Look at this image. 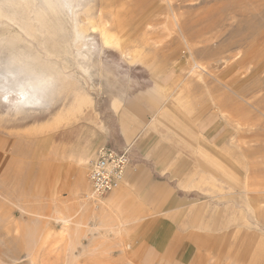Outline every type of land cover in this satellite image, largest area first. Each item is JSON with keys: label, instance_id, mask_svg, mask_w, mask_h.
I'll use <instances>...</instances> for the list:
<instances>
[{"label": "rangeland", "instance_id": "obj_1", "mask_svg": "<svg viewBox=\"0 0 264 264\" xmlns=\"http://www.w3.org/2000/svg\"><path fill=\"white\" fill-rule=\"evenodd\" d=\"M56 1L0 0V81L18 61L53 79L43 106L0 97V264H148L146 210L125 185L94 197L89 182L123 99L139 94L179 120L216 116L258 147L213 174L255 197L256 214L241 204L224 229L238 225L242 264H264V0Z\"/></svg>", "mask_w": 264, "mask_h": 264}, {"label": "crops", "instance_id": "obj_2", "mask_svg": "<svg viewBox=\"0 0 264 264\" xmlns=\"http://www.w3.org/2000/svg\"><path fill=\"white\" fill-rule=\"evenodd\" d=\"M115 121L113 147L131 162L122 185L148 214L141 225L147 263L242 264L239 248L229 247L239 227L227 232L224 222L238 217L241 204L255 215L256 199L245 202L213 173H232L234 162L225 160L258 147L241 148V134L216 116L179 120L165 101L143 94L126 96Z\"/></svg>", "mask_w": 264, "mask_h": 264}, {"label": "bare ground", "instance_id": "obj_3", "mask_svg": "<svg viewBox=\"0 0 264 264\" xmlns=\"http://www.w3.org/2000/svg\"><path fill=\"white\" fill-rule=\"evenodd\" d=\"M15 1V0H14ZM69 2L71 3L73 0H57L56 2L60 3L61 5L64 3ZM77 1V0H75ZM156 1V0H155ZM169 1V0H168ZM171 1V0H170ZM8 2V1H7ZM30 2V0H29ZM34 2V1H33ZM50 3L53 4V2H49L48 5H50ZM79 3V2H78ZM82 3V2H81ZM32 4V3H31ZM43 4V3H42ZM46 4V3H45ZM56 4V3H55ZM14 6H12L11 9H13L14 11V18L16 20H20L22 17L17 13L19 11L22 12V14L26 13L25 12V9L24 7H22L21 4H18V3H14L13 4ZM47 5V6H48ZM54 5V4H53ZM57 5V4H56ZM69 5V4H68ZM67 5V7H68ZM42 6V5H40ZM39 6V8H40ZM58 6V5H57ZM66 6V4H65ZM82 7V6H81ZM38 8V9H39ZM48 8H50L48 6ZM52 8V7H51ZM62 9V8H61ZM67 9V8H66ZM163 9V8H162ZM37 10V9H36ZM71 11V9H69ZM29 11V10H28ZM27 11V12H28ZM39 11V10H37ZM50 11V9H49ZM42 12V9L41 11H39V13ZM53 12V11H52ZM78 13V12H77ZM42 14V13H41ZM63 14V13H62ZM74 14V13H73ZM3 16V15H2ZM23 16V15H22ZM57 16V15H56ZM55 16V17H56ZM40 18V17H39ZM42 18V17H41ZM67 20V19H66ZM65 20V21H66ZM23 22L25 23V20L23 19ZM27 23V22H26ZM33 25V24H32ZM23 28V27H22ZM27 31V30H26ZM22 32V31H21ZM25 33V31L23 32ZM22 34V33H21ZM78 34V33H77ZM80 34V33H79ZM81 38V37H80ZM84 41V40H83ZM86 44V43H85ZM91 49V48H90ZM97 50V49H96ZM101 50V49H100ZM93 52V51H92ZM81 53V52H80ZM84 53V52H83ZM7 56V55H6ZM11 57V56H10ZM15 57V56H14ZM23 58V57H22ZM15 59V58H14ZM85 59V58H84ZM8 60V59H7ZM17 60H19L17 58ZM31 60V59H30ZM6 61V60H5ZM11 61V60H10ZM9 61V62H10ZM12 61H14L12 59ZM23 61V59H22ZM8 62V61H7ZM16 62V63H15ZM21 63V61H18ZM17 61H14L13 65L14 64H17L18 63ZM3 63V62H2ZM18 63L20 66L18 69L16 67V70H14L15 67L12 66V68H9L6 66L5 69L8 68L7 70V73L6 75H2V83L0 84V97L2 98L1 100H5L7 101V103H12V105L19 111H25V110H29V109H32V108H36V107H40V106H43V103L44 101L49 97H47V94L50 90V80L52 81L53 79L52 78H48V79H45L41 76L42 73L40 74H37V73H34V72H31V69L30 70H27L26 67L24 64H20ZM8 64V63H6ZM1 66V65H0ZM9 66V64H8ZM15 66V65H14ZM196 66V65H195ZM30 67V66H29ZM27 67V68H29ZM33 67V66H31ZM197 67V66H196ZM200 67V66H199ZM201 70H202V67H200ZM199 68V69H200ZM2 70V69H1ZM203 71V70H202ZM205 71V70H204ZM6 72V71H5ZM43 72V71H42ZM207 72V71H206ZM47 73V72H46ZM53 73V72H52ZM1 76V75H0ZM54 76V75H53ZM47 78V77H46ZM0 81V82H1ZM52 91V90H51ZM52 95V94H51ZM50 99H52L50 97ZM232 100V99H231ZM221 101V100H220ZM229 101V100H228ZM225 102V101H224ZM253 102V101H252ZM228 104V103H227ZM252 104V103H251ZM227 106V105H226ZM12 107V106H11ZM14 108V109H15ZM232 108V107H231ZM15 109V111H16ZM230 111V110H229ZM18 114V113H17ZM20 114V113H19ZM204 116V115H202ZM7 133V132H6ZM225 147V146H224ZM19 151V150H18ZM160 161V160H159ZM12 165V164H10ZM9 165V166H10ZM13 166V165H12ZM7 167V166H6ZM5 171V170H3ZM5 173V172H4ZM9 173V172H8ZM3 174V173H2ZM16 175V174H15ZM12 176V175H11ZM1 177V176H0ZM4 177H7V176H4ZM9 177V176H8ZM84 178V177H83ZM7 179V178H6ZM10 179V178H8ZM11 180V179H10ZM85 181V179H84ZM10 182V181H9ZM8 182V183H9ZM4 183V182H3ZM86 182H84L85 184ZM80 185V183L78 184ZM86 185V184H85ZM91 185V184H90ZM84 188L85 186L83 185V183H81V187H79L80 190H83L81 188ZM78 188V187H77ZM87 188V186H86ZM79 190V191H80ZM86 191V190H85ZM82 192V191H80ZM87 192V191H86ZM90 192V190H89ZM117 194V193H116ZM89 195H91L89 193ZM88 195V197L90 198V196ZM118 195V194H117ZM116 195V196H117ZM95 197V196H94ZM93 197V198H94ZM115 197V195H114ZM119 197V196H118ZM92 198V199H93ZM94 200V199H93ZM57 201V200H56ZM55 202V201H54ZM60 202V201H59ZM65 202V201H64ZM58 203V201H57ZM93 203V202H91ZM90 203V204H91ZM62 205V204H61ZM93 205H95V202L93 203ZM55 206V205H54ZM57 207V206H56ZM66 211V208H64ZM73 209V208H72ZM57 209L55 208L54 211H56ZM58 211V210H57ZM62 211V210H61ZM67 212V211H66ZM4 213V212H3ZM60 213V212H59ZM62 213V212H61ZM66 214V213H65ZM62 215V214H61ZM57 219L59 217H56ZM61 218V217H60ZM62 219V218H61ZM56 220V219H55ZM64 222H67V221H64ZM11 227V226H10ZM11 229V228H10ZM6 230V229H5ZM7 231V230H6ZM4 245V244H3ZM61 259V258H60ZM52 263V262H51ZM59 264V263H58Z\"/></svg>", "mask_w": 264, "mask_h": 264}, {"label": "built area", "instance_id": "obj_4", "mask_svg": "<svg viewBox=\"0 0 264 264\" xmlns=\"http://www.w3.org/2000/svg\"><path fill=\"white\" fill-rule=\"evenodd\" d=\"M130 163L126 153L111 147L101 148L89 173L92 195L102 197L119 189Z\"/></svg>", "mask_w": 264, "mask_h": 264}]
</instances>
